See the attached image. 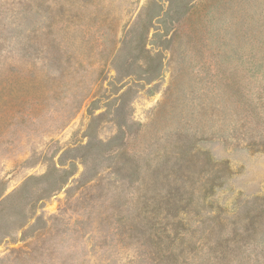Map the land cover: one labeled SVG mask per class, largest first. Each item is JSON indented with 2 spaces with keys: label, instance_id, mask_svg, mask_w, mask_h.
Masks as SVG:
<instances>
[{
  "label": "rangeland",
  "instance_id": "rangeland-1",
  "mask_svg": "<svg viewBox=\"0 0 264 264\" xmlns=\"http://www.w3.org/2000/svg\"><path fill=\"white\" fill-rule=\"evenodd\" d=\"M0 264H264V0H0Z\"/></svg>",
  "mask_w": 264,
  "mask_h": 264
}]
</instances>
